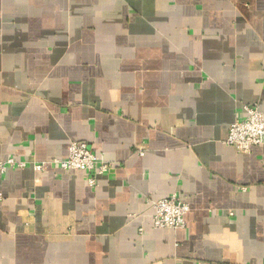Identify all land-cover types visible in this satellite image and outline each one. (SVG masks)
Masks as SVG:
<instances>
[{
  "label": "crops",
  "instance_id": "obj_1",
  "mask_svg": "<svg viewBox=\"0 0 264 264\" xmlns=\"http://www.w3.org/2000/svg\"><path fill=\"white\" fill-rule=\"evenodd\" d=\"M252 105L264 0H0V163L114 167L0 172V264H264V144H225ZM172 194L186 227L155 229Z\"/></svg>",
  "mask_w": 264,
  "mask_h": 264
},
{
  "label": "built area",
  "instance_id": "obj_2",
  "mask_svg": "<svg viewBox=\"0 0 264 264\" xmlns=\"http://www.w3.org/2000/svg\"><path fill=\"white\" fill-rule=\"evenodd\" d=\"M244 112L243 117L235 119L230 125L225 140L226 145L240 154H248L254 147L264 144V115L259 106H245ZM26 167H31L36 172H44L48 167L58 168L64 172L83 171L89 187H94L98 177L109 175L114 169L111 163L103 161L94 154L87 143L72 142L65 159H54L48 162L7 159L0 163V172L3 173L8 168ZM148 203L153 210L151 221L155 229H185V217L189 212V206L177 194L157 201H148Z\"/></svg>",
  "mask_w": 264,
  "mask_h": 264
}]
</instances>
